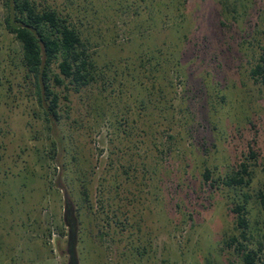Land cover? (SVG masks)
I'll return each mask as SVG.
<instances>
[{
  "label": "rangeland",
  "instance_id": "rangeland-1",
  "mask_svg": "<svg viewBox=\"0 0 264 264\" xmlns=\"http://www.w3.org/2000/svg\"><path fill=\"white\" fill-rule=\"evenodd\" d=\"M147 1H70L101 74L77 91L53 87L59 120L48 131L18 66L17 43L3 27L0 0V264H67L63 199L83 205L85 189L95 212L80 211L76 264H237L232 249H221L236 233L228 201L237 198L225 187L210 189L201 171L222 178L240 161L252 171L249 225L264 233L256 198L264 189V84L248 72L264 46V0H240L234 19L219 13L218 0ZM39 2L61 9L68 1ZM158 48L175 79L173 103L186 108H168L172 121L129 95L131 83L144 81L143 52ZM96 97L110 101L107 112L127 109L128 120L95 121L89 104ZM168 125L181 137L180 150L155 159L143 129ZM136 214L139 231L129 226ZM107 215L113 240L98 244L94 231ZM117 224L124 225L119 242ZM138 238L148 252L141 259L132 255Z\"/></svg>",
  "mask_w": 264,
  "mask_h": 264
},
{
  "label": "trees",
  "instance_id": "trees-1",
  "mask_svg": "<svg viewBox=\"0 0 264 264\" xmlns=\"http://www.w3.org/2000/svg\"><path fill=\"white\" fill-rule=\"evenodd\" d=\"M39 1L2 0L5 8L2 22L5 30L12 35L17 43L18 66L23 71V78H27L29 81L32 94L49 131L51 123L55 125L59 120V114L56 110L57 93L53 90V87L62 86L65 89L70 87L74 91H77L81 87L95 83L101 73L96 72V67L90 57L89 42L82 37L79 30L78 24L80 26L82 21L80 18L78 21H75L76 15L70 10V5L73 2L66 0L68 2L64 3L65 7L57 9L47 3L41 4ZM147 2L152 5V0H148ZM183 2V0H178L176 1V5H183ZM218 2L220 5L219 13L221 15L230 14L233 19V13L236 12L237 6L242 5L240 0H218ZM157 12L160 13V9ZM174 17L179 18L180 14L177 13ZM143 53L145 57H141L140 65L145 70V74L141 78L144 81L138 83V87L134 83H131L128 86L130 88L129 95L134 97V101L135 99L138 100L140 108H144L147 103H151L152 105L154 103V105H157L155 108L158 113H161L164 117L167 116L169 121H172L174 120L173 113L171 112L170 115L165 114L168 108L171 111L176 109V111L181 113L186 108L185 105L180 106L173 103L175 99V91L173 89L175 88V83L173 82L175 79L170 71L169 61L165 57H160L161 53H164L161 48L157 49L156 55H152L151 51L146 50ZM53 64H55L56 72L52 71ZM248 72L254 83L264 84V46L258 45L257 56ZM101 82L100 88L105 89L106 83ZM169 93H171V96L167 98L166 96ZM138 96L140 97L138 98ZM152 97H155L157 101H152ZM103 98L101 99L104 102L96 100L98 99L96 97L89 104L90 112L93 113L95 121L98 118L97 122L105 123L109 120V116H120L122 122L128 120L127 114H130V112H127V109L118 111V113L107 112L106 109L111 103L109 100L105 101ZM180 102H182L181 99ZM106 113L108 116L105 117ZM120 119L117 121H120ZM118 123L120 124V122ZM147 125L152 126L153 122L149 121ZM171 130L172 128L169 125L161 129L154 127L149 130L147 128L143 129L149 145L148 147L153 151L155 159L156 156L159 158L164 153H171L179 149L181 137L177 135V132ZM51 144H53V141H51ZM249 155L253 156L254 153L249 152ZM50 158L52 159V156ZM262 171L264 172V167ZM251 177L252 171L244 161H240L232 166L229 172L222 178L212 179L208 167L203 166L201 171L202 181L203 183H207L210 189L218 190L225 187L231 190L233 196L237 198L228 201V208L234 216V229L236 233L230 234L223 239L221 248L223 250L224 246L227 249H232L237 264H264V233L261 232L260 235L256 236L258 228H251L248 221L247 204L251 197L248 192V186ZM88 198L85 189L80 191V202L83 205L73 206L67 198L63 199L61 221L66 226V250L69 256L67 264H76L77 260L75 244L79 238L80 223H82L80 211L84 210V207L85 211L83 214L86 216L88 212V214L95 212L91 210ZM256 198L264 226V189L257 190ZM138 201H141L140 196L136 197V202ZM99 207H101V204ZM97 213L107 214L104 211H97ZM136 216L135 218L138 220L130 222L129 226L133 228L135 226L139 231L141 228L139 220L141 219V215L136 214ZM109 220V216L107 218L104 216V223H106L104 227L96 225L94 241H97L98 244H103L106 240L110 241V238L113 240L114 232H110L107 229ZM116 220L119 221L118 218H115L114 221ZM125 220L127 221V219ZM117 225L118 227L115 226V228H117L118 233H115L117 236V241L115 242L120 241V237H122L121 232L124 229L123 224ZM254 231L256 232L254 233ZM129 236V234L126 236V241L130 239ZM139 239V244L134 245V253H131L141 259L148 255V252L145 244L140 242ZM131 253L127 255L131 256Z\"/></svg>",
  "mask_w": 264,
  "mask_h": 264
},
{
  "label": "flooded vegetation",
  "instance_id": "flooded-vegetation-1",
  "mask_svg": "<svg viewBox=\"0 0 264 264\" xmlns=\"http://www.w3.org/2000/svg\"><path fill=\"white\" fill-rule=\"evenodd\" d=\"M68 259H69V256H68V253H67V263H68Z\"/></svg>",
  "mask_w": 264,
  "mask_h": 264
}]
</instances>
